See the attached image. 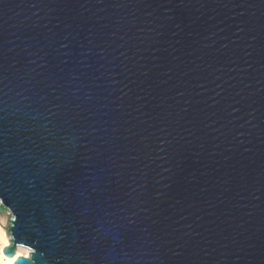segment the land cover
<instances>
[{
  "label": "water",
  "instance_id": "1",
  "mask_svg": "<svg viewBox=\"0 0 264 264\" xmlns=\"http://www.w3.org/2000/svg\"><path fill=\"white\" fill-rule=\"evenodd\" d=\"M0 196L28 264H264V0H0Z\"/></svg>",
  "mask_w": 264,
  "mask_h": 264
},
{
  "label": "snow or ice",
  "instance_id": "2",
  "mask_svg": "<svg viewBox=\"0 0 264 264\" xmlns=\"http://www.w3.org/2000/svg\"><path fill=\"white\" fill-rule=\"evenodd\" d=\"M5 201H6V199L3 196H0V231H2L5 235H7L9 237L8 232L5 230V226H7L9 224V222L11 221L12 222V231L16 232L17 225L15 222L17 221L18 216L12 214L11 207H8V205H6ZM5 207H8L7 214H5L3 211V208H5ZM17 214H20L19 209H17ZM9 218H10V221H9ZM18 246L26 247L24 244H17L16 249ZM26 248L30 249L29 254L27 256H24V255L16 256V259L14 260V264H17V262L18 261L20 262L21 260L25 261L26 264H28V261H30L32 259V254L34 252H37V249L34 247H26ZM5 250H8L7 256H9V257L13 256L16 252V250L13 251V249H12L10 237H9V241H8L7 245L3 249L4 254H5Z\"/></svg>",
  "mask_w": 264,
  "mask_h": 264
},
{
  "label": "clouds",
  "instance_id": "3",
  "mask_svg": "<svg viewBox=\"0 0 264 264\" xmlns=\"http://www.w3.org/2000/svg\"><path fill=\"white\" fill-rule=\"evenodd\" d=\"M8 241L9 237L0 231V264H14L16 256H27L29 254L30 249L23 246H18L13 256L9 257L5 255L3 249L7 245Z\"/></svg>",
  "mask_w": 264,
  "mask_h": 264
},
{
  "label": "bare ground",
  "instance_id": "4",
  "mask_svg": "<svg viewBox=\"0 0 264 264\" xmlns=\"http://www.w3.org/2000/svg\"><path fill=\"white\" fill-rule=\"evenodd\" d=\"M5 214H7V213H5ZM5 230L8 232V225L7 226H5ZM9 237L11 238V236L9 235Z\"/></svg>",
  "mask_w": 264,
  "mask_h": 264
}]
</instances>
